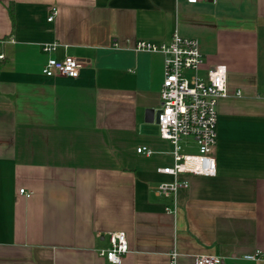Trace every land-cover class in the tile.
Instances as JSON below:
<instances>
[{
    "label": "crops",
    "instance_id": "0c3cea01",
    "mask_svg": "<svg viewBox=\"0 0 264 264\" xmlns=\"http://www.w3.org/2000/svg\"><path fill=\"white\" fill-rule=\"evenodd\" d=\"M175 33L199 42L202 76L226 66L228 96L217 174L182 175L189 187L166 196L172 146L147 113L165 56L135 47ZM0 41V264H112L99 250L118 231L122 264H172L174 251L177 264H264V0H0ZM68 56L78 78L43 74Z\"/></svg>",
    "mask_w": 264,
    "mask_h": 264
},
{
    "label": "built area",
    "instance_id": "2783aa9c",
    "mask_svg": "<svg viewBox=\"0 0 264 264\" xmlns=\"http://www.w3.org/2000/svg\"><path fill=\"white\" fill-rule=\"evenodd\" d=\"M202 0H186L197 4ZM57 9L52 8L48 20L55 19ZM4 41H0L3 43ZM57 45H46L43 50L51 52ZM136 51L160 53L165 56L164 80L161 89V111L158 115L159 134L172 146L173 165L159 168L158 172L174 178L171 183H162L157 187L158 195H176L181 188H188L189 183L180 176H215L217 163L214 150L217 144V106L221 98L228 96V70L224 65L209 68L201 75L204 64L200 44L196 39L182 37L175 33L167 43H153L140 40ZM0 53V60L4 59ZM84 63L73 57L63 60L50 58L42 72L47 77L63 76L78 78ZM194 145L196 149L191 148ZM137 153L145 156L153 151L147 146L137 148ZM20 193L31 197L32 192L21 189ZM169 213L174 210L167 208ZM110 247L99 250V255L112 264H122L129 252L127 235L123 231L108 234ZM260 253L246 256L257 259ZM178 253H171L172 264H177ZM220 258L212 255L194 256V264H219Z\"/></svg>",
    "mask_w": 264,
    "mask_h": 264
},
{
    "label": "water",
    "instance_id": "95a60500",
    "mask_svg": "<svg viewBox=\"0 0 264 264\" xmlns=\"http://www.w3.org/2000/svg\"><path fill=\"white\" fill-rule=\"evenodd\" d=\"M150 113V114H156V121H157V123H158V115H159V113L161 112L160 110H157L156 112H154L153 110H148L147 111V113Z\"/></svg>",
    "mask_w": 264,
    "mask_h": 264
},
{
    "label": "trees",
    "instance_id": "16d2710c",
    "mask_svg": "<svg viewBox=\"0 0 264 264\" xmlns=\"http://www.w3.org/2000/svg\"><path fill=\"white\" fill-rule=\"evenodd\" d=\"M13 15V14H12Z\"/></svg>",
    "mask_w": 264,
    "mask_h": 264
}]
</instances>
